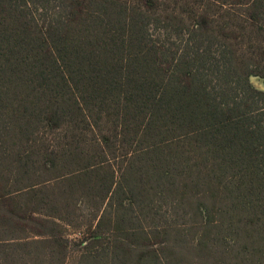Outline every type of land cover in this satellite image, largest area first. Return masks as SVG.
Returning <instances> with one entry per match:
<instances>
[{
  "label": "trees",
  "instance_id": "obj_1",
  "mask_svg": "<svg viewBox=\"0 0 264 264\" xmlns=\"http://www.w3.org/2000/svg\"><path fill=\"white\" fill-rule=\"evenodd\" d=\"M72 252L264 264V0H0V264Z\"/></svg>",
  "mask_w": 264,
  "mask_h": 264
},
{
  "label": "rangeland",
  "instance_id": "obj_2",
  "mask_svg": "<svg viewBox=\"0 0 264 264\" xmlns=\"http://www.w3.org/2000/svg\"><path fill=\"white\" fill-rule=\"evenodd\" d=\"M253 81V83L256 85V86H262L263 85V81L260 79V78H257V77H253L251 79ZM83 215H81L80 219H82V221H88V218H91L89 215H87V210L85 209V211H82L81 212ZM93 219V218H92ZM65 229H66V235L68 236L70 242H74V240L76 238H78V235H77V232L75 230H73L72 227L68 226V225H65L64 226ZM77 256H76V253L72 252L68 258L66 259V262L65 264H77Z\"/></svg>",
  "mask_w": 264,
  "mask_h": 264
}]
</instances>
